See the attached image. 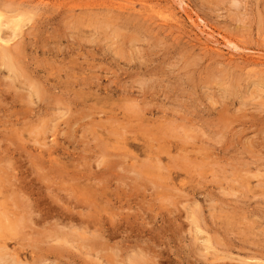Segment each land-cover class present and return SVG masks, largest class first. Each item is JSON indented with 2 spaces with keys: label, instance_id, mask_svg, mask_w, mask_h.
I'll list each match as a JSON object with an SVG mask.
<instances>
[{
  "label": "rangeland",
  "instance_id": "1",
  "mask_svg": "<svg viewBox=\"0 0 264 264\" xmlns=\"http://www.w3.org/2000/svg\"><path fill=\"white\" fill-rule=\"evenodd\" d=\"M0 16V264H264V0Z\"/></svg>",
  "mask_w": 264,
  "mask_h": 264
},
{
  "label": "bare ground",
  "instance_id": "2",
  "mask_svg": "<svg viewBox=\"0 0 264 264\" xmlns=\"http://www.w3.org/2000/svg\"><path fill=\"white\" fill-rule=\"evenodd\" d=\"M18 8V7H17ZM18 10V9H17ZM13 12H14V10H12ZM22 11V10H21ZM21 11H20V14H21ZM13 12H12V14H13ZM24 13V12H23ZM14 14H16V16H20V17H24L23 16V14H22V16L18 13L17 14V12H15ZM10 16H12L13 17V15H10ZM1 17V16H0ZM8 17H9V15H8ZM4 18H7V16H5ZM28 18V17H27ZM29 19V18H28ZM20 22H21V19L20 18H15V19H12L11 17L10 18H7V19H5V21H4V23H1V18H0V33L2 32V30H1V28H3V26H11V28L9 27H4V28H7V29H12L14 32L15 31H17L18 32V30L20 29ZM20 32H21V30H19ZM5 32L6 31H4V33L3 34H5ZM9 33V32H8ZM13 33V32H12ZM19 33V32H18ZM6 34H7V32H6ZM5 34V35H6ZM8 36H10V38H12V39H14V38H16V37H11V33H9V34H7ZM14 35H15V33H14ZM5 38H6V36H4ZM4 38V39H5ZM10 40H3V39H1V37H0V60L2 61V63L1 64H3L5 67H7L6 68V70L8 69V70H10L11 71V73L13 72L14 73V75L17 73V70H18V68H17V65H18V63H17V60H16V57H15V55L17 56V55H21V54H18V53H20L19 51H17L16 52V54L14 53V55L12 56L9 52L10 51H8V48H10L11 49V47H7V44H8V42H9ZM12 41V40H11ZM9 49V50H10ZM15 49V48H14ZM16 49H17V47H16ZM18 50V49H17ZM18 57H20V56H18ZM0 61V62H1ZM20 70H21V68H20ZM24 73V72H23ZM13 75V76H14ZM20 75V73L18 72V76ZM23 75V74H22ZM16 76H17V74H16ZM15 76V77H16ZM17 76V77H18ZM11 77V76H10ZM9 77V78H10ZM24 77V76H23ZM25 79V78H24ZM26 86V85H25ZM26 87H28V86H26ZM31 89H32V95L30 94L29 95V97L30 96H33V95H35V96H37V98H40L41 96V91H40V88L38 87V86H36V85H34V86H32L31 87ZM45 91V90H44ZM29 93V92H28ZM44 95V94H43ZM28 97V98H29ZM30 100V99H29ZM38 100V99H37ZM42 100V99H41ZM43 102H44V100H43ZM67 114V113H66ZM52 143V142H51ZM50 157V156H49ZM113 158V157H112ZM74 178V177H73ZM80 180V179H79ZM32 208V207H31ZM84 217V216H83ZM80 219V218H79ZM31 220V219H30ZM28 221V220H27ZM76 224V223H75ZM77 225V224H76ZM83 225V224H82ZM90 226V225H89ZM9 227H10V225H9ZM81 229V228H80ZM89 231V230H88ZM95 231V230H94ZM97 231V230H96ZM84 234V233H83ZM102 236V235H101ZM96 238V237H95ZM94 238V239H95ZM101 238V237H100ZM8 247V246H7ZM6 246H5V248H7ZM2 248H4L3 246H2ZM3 250V252L6 250V249H2ZM8 250V249H7ZM7 250H6V252H7ZM4 254H5V252H4ZM7 254V253H6ZM12 255V254H11ZM17 255V254H16ZM2 256H3V254H2V252L0 251V263H1V261H2V259L5 257V255H4V257L2 258ZM9 256H10V252H9ZM13 256V255H12ZM7 257V256H6ZM8 258H11V257H8ZM13 258H14V256H13ZM18 258V257H17ZM4 259H6V258H4ZM12 259V258H11ZM20 259V258H19ZM15 261V260H14ZM18 263H20V262H18ZM17 263V264H18ZM22 263H25V262H22ZM29 263V262H28ZM16 264V263H15ZM27 264V263H26Z\"/></svg>",
  "mask_w": 264,
  "mask_h": 264
}]
</instances>
